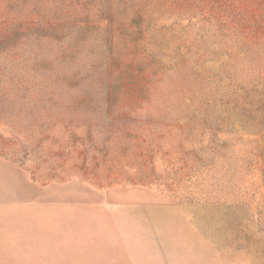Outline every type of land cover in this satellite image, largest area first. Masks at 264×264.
I'll use <instances>...</instances> for the list:
<instances>
[{
	"label": "rangeland",
	"instance_id": "obj_1",
	"mask_svg": "<svg viewBox=\"0 0 264 264\" xmlns=\"http://www.w3.org/2000/svg\"><path fill=\"white\" fill-rule=\"evenodd\" d=\"M68 1L89 19L111 3L118 97L97 69L34 106L11 85L27 54L0 51V264H38V204L71 199L190 204L238 264H264V0ZM29 2L0 0V30Z\"/></svg>",
	"mask_w": 264,
	"mask_h": 264
},
{
	"label": "crops",
	"instance_id": "obj_2",
	"mask_svg": "<svg viewBox=\"0 0 264 264\" xmlns=\"http://www.w3.org/2000/svg\"><path fill=\"white\" fill-rule=\"evenodd\" d=\"M190 204L40 202L38 264H238Z\"/></svg>",
	"mask_w": 264,
	"mask_h": 264
},
{
	"label": "trees",
	"instance_id": "obj_3",
	"mask_svg": "<svg viewBox=\"0 0 264 264\" xmlns=\"http://www.w3.org/2000/svg\"><path fill=\"white\" fill-rule=\"evenodd\" d=\"M46 1L49 3L44 4ZM65 2L30 0L25 17L13 20L9 30L5 26L1 28L0 51L9 46L15 51L12 59L19 57L17 50L24 51L28 57L23 66L25 82L19 78L13 80L12 77V90L27 93L30 103L35 106L43 98L41 93L47 86L51 87L50 90L46 89L50 96L55 94L58 86L68 94L87 81L95 70L101 69L95 83L101 80V85L106 88L103 100L110 110L118 97L109 88L116 75L111 71L116 63L113 45L116 20L112 15L115 13L111 3L105 4L94 19H89L88 16L70 14L71 2ZM64 4L66 12L62 10ZM81 4L84 7L85 3ZM15 62L19 63L20 59ZM95 83L86 84L85 87L93 89ZM87 92L86 95L64 98L68 100L64 102L72 108L79 105L89 107L92 97ZM48 100H52V97ZM61 104L60 107H63L64 103Z\"/></svg>",
	"mask_w": 264,
	"mask_h": 264
}]
</instances>
